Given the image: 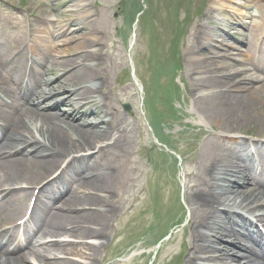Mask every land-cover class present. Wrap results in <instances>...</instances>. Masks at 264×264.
Returning <instances> with one entry per match:
<instances>
[{
    "label": "bare ground",
    "instance_id": "bare-ground-1",
    "mask_svg": "<svg viewBox=\"0 0 264 264\" xmlns=\"http://www.w3.org/2000/svg\"><path fill=\"white\" fill-rule=\"evenodd\" d=\"M85 8L86 6H82V9ZM215 9L216 11H213L212 7L208 10L205 22L213 20L218 26L223 23L228 25L229 23H226L225 20L222 21L216 14V12L221 11V8ZM91 13L92 11L87 10V14L83 18L70 19L71 25L75 27L76 31L92 29L95 34V31L101 28L97 20H85ZM250 16L246 18L249 19ZM205 22H202L203 28L196 30L192 43L209 52L212 51V54L198 58L191 55L190 48L188 60L190 64L198 67L196 70H200L202 73L200 78H193V81L202 78L201 80L210 84L214 90L219 91V93L207 97L206 118L209 121H217L236 112L241 116L238 115L234 118V122L240 119L241 125L249 122L252 117L259 120L263 126L260 130L264 132V120L257 114L256 107L258 101L259 104L264 103V63L255 66L252 52L250 50L244 51L240 46L235 47L233 53L241 54L237 58L243 62L242 67H237L236 64L228 63L225 60L219 61L217 57L221 58L222 55L232 52L222 46H218L222 48L221 51L212 49L210 44L216 42L214 40L216 29H210L209 23L207 28V22ZM60 24L64 27L66 23L63 24L61 21ZM259 26L254 20H251V23L245 21V27L250 31ZM63 29L62 27L53 28L52 34L61 36L65 33ZM96 39L95 36L92 38L83 37L79 45L73 44L72 47L61 51L54 63V66L57 65L61 68V74L48 81L32 77L30 88L27 89L24 97L18 96L8 86L9 82L0 71V93L8 95L9 99L16 102L25 101L28 104L19 113L10 109L5 114L0 109V117L8 122L6 126L0 128V198H2L0 201V223L8 222L7 224H11L15 222V218L19 214L18 211H21L24 205L26 206L27 196H32V190L23 188L24 184H40L48 172L53 170L54 163L57 168L63 165L59 171L60 174L58 173L59 175L41 187L35 201L34 215L26 222L23 229L24 242L13 250L10 249L12 244L9 245V240L17 228L5 233V241L0 240V264H93L91 262L81 263L74 257L84 254L87 256L89 252H94L101 247L104 242L92 237L93 235L104 234V232L102 234L100 232V228L104 226L100 221L104 220V212L108 211L109 213L112 210L102 207L103 201L109 196L100 195V192L107 185L115 183L119 177L114 166H112L114 172L108 173L107 176L104 172L100 175L96 174L98 168H95L94 160L98 162V155L106 154L116 148H123L126 144L130 124L118 112L108 115L111 103L106 102L100 96V91L107 84V81L93 82L95 73L90 72L96 65V63L91 65L96 61V50L89 48L93 42L96 43ZM195 40L197 41L195 42ZM251 40L252 35H246L242 40V42L247 43L248 49L251 46ZM38 41L41 44L42 39ZM62 44L56 45L58 50V46ZM7 61L8 54L0 52V64ZM216 71L223 74L220 79L214 77ZM19 73V71L14 72V77H18ZM240 77L253 78V81L244 82ZM55 82H57L56 85H54ZM257 82H261V84L257 86ZM224 84L227 85L226 88L236 92L220 93ZM66 87H72V89L66 92ZM248 88H252V90H248L247 94L239 93L240 90ZM61 93L65 95L61 96ZM80 97L86 103L73 104ZM216 101H219L218 107L213 106ZM22 104L24 103L18 105ZM88 104L92 106L89 114H81V108L89 106ZM221 104H225V106L223 107ZM61 106H70L72 111L64 112L61 110ZM114 122L118 123L116 128L110 126V123ZM201 122L205 123L202 118ZM240 125H237L236 129ZM221 134L228 138L229 142H234L238 150V158H244L245 163H249L245 154L246 143L242 137L224 131H221ZM107 140H110L111 143L104 144ZM259 147L264 152V144H259ZM91 149H96L97 154L93 160L89 161L88 153ZM26 152L31 153L33 157L31 159L26 158ZM6 154L11 158L3 159ZM70 154H74V156L70 157ZM235 158V154L221 152L218 148L207 150L205 160L211 161L213 166L207 172L209 173L210 170L218 171L214 175L217 189L215 196L210 195L207 189L208 180L202 177L199 189L187 196L188 206L197 203L204 209L203 212L195 211L194 221L196 217L202 218L205 219L206 223L204 224L208 225L207 231L196 226L193 227L194 232L199 234L198 238L204 239L205 243L198 245L199 242L194 240L192 245L202 253H215L216 258L208 259L211 262L227 259L238 264H254L255 258L258 257L256 250L255 256L244 255L238 260L231 256L226 257L227 250L232 248L223 242L225 239H232L228 224L231 222L236 225L247 224L245 220L237 217L238 215L217 209L219 206L228 207L225 203L235 202V205V198L237 197L241 198L242 204L245 203V206H251L253 202H257L264 207V183L258 184L256 187H246L249 182V177L245 174L246 168L243 164H238ZM76 161L83 165L77 168L75 166ZM91 168H95L93 170L95 172H93L92 178L83 180L80 190L77 188L72 190L67 185L57 187V182L61 176L71 180L76 174L89 171ZM91 190L95 193L92 194ZM40 194L47 196L46 200H41ZM57 201L59 204L55 206L54 203ZM39 204L43 205L41 209ZM89 204L98 209L96 211L88 210ZM253 206L254 204L246 208L252 209ZM253 211L260 213L264 209L256 207ZM255 217L259 221L264 220L259 215ZM2 226L4 225H0V228ZM252 236L248 234V240L254 243L261 242L259 234L253 233ZM84 237L89 241L74 245L76 241L83 240ZM34 239L36 241L33 244ZM188 264H192L190 260ZM193 264L198 263L193 262Z\"/></svg>",
    "mask_w": 264,
    "mask_h": 264
},
{
    "label": "rangeland",
    "instance_id": "rangeland-1",
    "mask_svg": "<svg viewBox=\"0 0 264 264\" xmlns=\"http://www.w3.org/2000/svg\"><path fill=\"white\" fill-rule=\"evenodd\" d=\"M119 1L1 0L0 40L10 36V39L5 42L7 46L11 45L15 49L18 48V45L22 46L26 38L27 23L31 30L32 24L37 25V29L45 27L48 44L54 47L55 44L62 43L66 36L71 37L68 39L74 38L77 42L82 37H97L96 43L93 42L91 47H93L92 50H96L95 56L101 58L95 62V68L90 73H95L94 79L107 81L101 91L112 88L115 94L120 96V98H114V102L121 103L119 105H122L121 110L124 112L122 115L127 117L131 123L125 146L112 150L107 156L100 157L99 162L94 160L95 168L99 170L96 169L95 172L93 171L95 168H91L89 171V175H93V172L99 175L104 172L106 176L108 173L114 172L112 166H115L118 171L116 174L119 178L115 183L106 187L107 195L110 197L102 206L112 209L109 213L108 211L104 212V220L100 221L104 225L100 228V232L101 234L104 232L103 239L105 240L101 247L94 252H89L87 256L85 254L76 256L74 259L81 263L92 261L95 264H188L190 259L193 262L200 258L198 257L199 250L192 249L191 242L198 239L199 236L194 232L193 227L199 228L206 222L205 219L198 217L195 221L192 220L191 216H194L195 211L203 212L204 209L197 203L188 206L185 191L194 192L197 190L201 185L202 177L208 180V185L217 189L214 177L216 171L207 172L213 166L211 161L205 160V151L202 152L204 139L211 132H217L219 128L220 131L227 133H248L242 134L246 138L250 136L262 137L264 141V132L260 130L263 126L259 120L251 117L249 122L240 125L242 121L238 119L233 124V119L238 115L241 116L234 112L224 116L221 120L208 121L206 118L208 107L205 104H193L195 98L198 99L201 96L195 97L186 92V89L193 85L189 79L190 72H188L190 69L193 70V65L186 64L185 50L190 47L188 45L197 25L202 24L204 16L212 7H223L227 13L233 4L229 3V0H149L150 5L148 4L147 9L149 14H146L147 16L142 19L139 30L133 38L131 34H133L132 25L134 22L125 20V17L119 13ZM73 3L77 4L74 8L71 7ZM85 5L92 6H87L86 10L92 11L95 20L101 26L98 31H95V34L92 29L72 32L75 27L70 25L67 28V34L63 37L50 33V30L58 25L57 22L65 23L70 19L84 15L83 11L86 10H82V6ZM138 6L135 0H123L121 8L125 15L128 12L132 18L131 10L136 11ZM1 9L6 12L12 11L14 14H9L8 19ZM178 10L181 12L177 13ZM253 10L254 20L260 21L261 9L255 7ZM218 15L222 17V12L218 11ZM38 19L43 20L40 22ZM45 19L53 21L49 24ZM130 20L134 21V19ZM187 21L189 25L186 26ZM8 22L11 25L9 32H7ZM178 22H182L184 25L182 26V23L178 25ZM181 34L182 36L177 42ZM31 35H33V31L30 32L29 40H31ZM130 39L135 41L131 52L129 51ZM67 48L68 45L64 44L54 53L60 54V51ZM177 48L180 54L184 51L181 54L184 57L183 70L185 68L188 72L182 75V70V78L180 69L177 70L178 62H180ZM39 52L49 55L44 50H39ZM52 66L54 67L50 63V67ZM60 70L61 68L55 65L54 70L50 72L51 76L59 75ZM122 70L130 73L126 74L127 78L124 77L119 85L117 75ZM160 71L163 73L161 79L157 77ZM134 72L142 90L139 96L138 88L129 77ZM148 79L156 84H150ZM175 80L177 84L172 86L170 82ZM86 85L89 84L86 83ZM158 86H161L162 89ZM168 86L173 89V95L176 98L174 103H172V98L166 95L165 89ZM69 88L72 87H67V91ZM121 88L126 89V92L124 93ZM153 93H159V95H153ZM152 95L155 101L149 99ZM123 104L131 106L130 113L123 110ZM214 105L218 107L219 104ZM256 107L257 114L264 120V103L259 104L258 101ZM63 110L70 111V108L65 107ZM84 111L87 109L82 108L81 112ZM178 115L180 117H177ZM199 117L206 121L205 126L195 125V120L199 121ZM149 121L156 127V139L151 136ZM227 121L232 124L226 123ZM237 125L240 126L236 129ZM215 141L222 146L231 145L229 142L224 143L220 137H217ZM153 143L154 148L151 147ZM211 147L210 143L209 148ZM176 152H181L184 157L178 160L175 156ZM93 156L88 157V160ZM53 165V170L49 171L47 176L58 170L55 163ZM58 172L59 170L56 174ZM75 179L73 188H79V185L82 184L81 179L78 176ZM91 193L94 194L95 191ZM100 194L104 193L100 192ZM193 207L195 210L190 211ZM24 208L19 212V217L23 215ZM87 208L92 211L98 209L90 204ZM20 213L22 214L20 215ZM90 226L92 225L90 224ZM168 236L169 240L165 241ZM86 241L88 239L84 237L74 245ZM162 241L165 242L157 249ZM134 251L137 252L136 257L133 256L126 261L119 260Z\"/></svg>",
    "mask_w": 264,
    "mask_h": 264
}]
</instances>
